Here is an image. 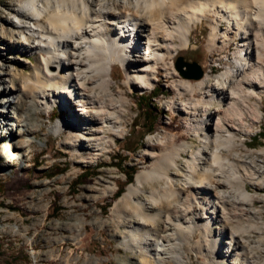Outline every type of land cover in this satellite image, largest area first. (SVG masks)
<instances>
[{"label": "bare ground", "instance_id": "1", "mask_svg": "<svg viewBox=\"0 0 264 264\" xmlns=\"http://www.w3.org/2000/svg\"><path fill=\"white\" fill-rule=\"evenodd\" d=\"M17 2L13 9L15 20L9 24L21 31L24 39L26 35L30 38L20 49L39 53L41 64L19 89L23 91L21 110L14 101L16 92L3 87L0 80L3 168L31 159L27 154L33 142L29 135L38 130L28 119V108L33 103L44 110L55 103L62 107L75 103L79 116L70 114L69 121L56 122L50 132L56 135L63 129L71 130L74 144L69 142L68 147L79 142L95 157L105 151L110 138L116 137L122 126L120 110L126 99L116 100L111 93L114 65L123 66L124 84L130 93L142 91L148 88L159 64L166 75L175 73L170 72L168 60L177 49H188L194 23L209 21L211 46L217 39L218 22L225 26L220 33L224 42H228L229 33L234 34L239 42L232 67L213 81L204 73L196 85L186 80L177 84L184 97L179 111L183 112L191 135L201 138V147L192 149L190 143L178 146L171 144L172 140H159L161 148L148 155L151 167L135 175L115 201L111 215L120 222L136 218L135 223L128 220L132 225L127 226L128 235L122 240L126 239L124 245L135 249L140 264H161L170 245L167 237L172 241L183 232H212L210 221L218 230L213 244L223 245L226 256L235 257L230 264H264V257L251 254L245 241H241L240 230H249L242 226L225 227L226 220L237 217L236 206L251 216L256 214L254 208L245 210L243 206L264 201L247 189V185L264 188V178L258 179L264 168L253 158H227L223 154L234 147L237 135L249 134L243 116L247 113L253 123L260 117L254 113L255 107L247 108L245 104L249 97L259 103L264 95V0H123L112 5L105 0H93L91 6L86 0ZM140 50L143 54L135 55ZM193 90L199 99H194ZM6 102L12 104L9 116L4 115ZM212 102L217 103L216 108L210 107ZM14 128L18 131L14 132ZM74 130L82 132L75 135ZM7 137L10 140L6 141ZM257 152L264 154V147ZM185 153L190 158L186 160V169L180 171L177 160ZM174 171L183 174L176 175ZM176 176L181 188L178 183L173 184ZM155 182L157 187L144 190L145 185ZM142 192L148 200L140 198ZM120 203L132 211L120 212ZM249 228L262 229L254 224ZM140 246L145 248L144 253Z\"/></svg>", "mask_w": 264, "mask_h": 264}, {"label": "rangeland", "instance_id": "2", "mask_svg": "<svg viewBox=\"0 0 264 264\" xmlns=\"http://www.w3.org/2000/svg\"><path fill=\"white\" fill-rule=\"evenodd\" d=\"M86 1L90 6L93 5V0ZM105 1L112 5L123 0ZM16 5L17 0H0V80L3 87L12 88L16 92L14 101H17V107L21 110L23 91L19 89L27 83L28 78H32L33 69L41 64V56L39 53L20 49L21 44L29 43L30 38L26 35L24 39L21 31L13 29L9 24L15 20L13 9ZM216 27L217 39L211 46L208 41L212 29L209 21L202 19L194 23L188 49H177L168 60L170 72L175 73L166 75L159 64L157 73L147 84L148 88L142 91L134 90L130 93L124 84L126 73L123 66H113L111 93L116 100L120 97L126 99L120 110L122 126L118 135L110 138L105 151L95 157L94 152L83 149L79 142L76 146L68 147V143L73 140L71 130L63 129L56 135L50 132V127L56 122L69 121L72 118L70 114L79 116L75 103H69L70 106L67 107L55 103L46 110L33 103L28 108V119L38 128L34 134L29 135L33 142L27 154L31 159L9 168L0 166V264H140L135 249L124 245L126 239L122 240L128 235L127 226L132 225L128 220L134 222L136 218L120 222L111 215L112 209L129 185L126 175L134 170V180L139 171L151 167L152 161L148 155L150 151L161 148L159 140L166 143L172 140L171 144L178 146L190 143L192 149L201 147V138L191 135L185 116L179 111V104L184 102V97L177 86L179 80L192 82V85H196L197 80L182 78L175 63L178 57L186 62H196L203 73H208L210 81L232 67L239 40L231 32L228 42H224L220 38L224 24L218 22ZM141 54V50L135 51V55ZM183 70L186 71V68ZM154 88L157 89V95L153 106L148 109L145 104L152 97ZM192 95L194 99H199L195 90ZM5 106L4 115L9 116L12 104L6 102ZM211 106L216 108L217 103L212 102ZM245 106L255 107L254 113H258L260 117L253 123L246 113L243 119L245 128L250 130L249 134L237 135L234 147L231 151H223V154L227 158H232L233 155L247 160L253 158L264 168V154L257 152L264 147V137L259 136L264 131V95H261L259 103L249 97ZM244 111L247 112V109ZM143 113L147 116L151 113L156 119L150 133L146 132ZM2 121L3 119L0 123ZM13 130L18 131L16 128ZM81 132L74 130L75 135ZM147 143L151 146L147 147ZM3 151L7 154L5 149ZM189 158V153H185L177 160L180 171L186 169V160ZM2 160L0 158V163ZM180 171L173 173L181 176L183 173ZM177 178L176 176L173 184H179ZM263 178L264 172L258 179ZM157 185L156 182L145 185L144 190L149 191L150 186ZM119 187L123 188V193L116 198ZM247 189L264 198V188L247 185ZM144 192L140 198L148 200ZM248 207L254 208L256 214L251 216L236 206L234 210L237 217L226 220L225 227L237 229L242 226L249 230H240L241 241H245L251 254L261 258L264 257V201L243 206L245 210ZM118 208L120 212L132 211L121 203ZM198 221L204 222L200 219ZM212 222L208 224L212 232H183L182 235H177L178 239L172 241L167 237L170 245L161 264H230L229 261L235 257H227L223 252V245L216 246L212 242L215 239L213 236L218 233L216 224L213 225ZM252 224L262 229L259 232L256 229L250 230ZM140 248L144 253L145 248ZM235 262L240 263V260Z\"/></svg>", "mask_w": 264, "mask_h": 264}, {"label": "trees", "instance_id": "3", "mask_svg": "<svg viewBox=\"0 0 264 264\" xmlns=\"http://www.w3.org/2000/svg\"><path fill=\"white\" fill-rule=\"evenodd\" d=\"M156 90H157L156 88L153 89L152 97H150L149 100H148L149 102H146V104H145V106H147L148 109L150 108V106H153V104H154V98L157 95ZM150 112H151V110H150ZM149 114L150 115L147 116L146 113H143V117H142V119L144 120L145 125H146V127H145L146 128V132H148V133H150L153 130L154 125H155V120H156L154 116H151V113H149ZM259 136L260 137L261 136L264 137V131H262V133H260ZM126 150L130 151V149H126ZM133 175H134V170H132L130 174L126 175V181H127L128 184L133 182L132 181L133 180ZM122 193H123V188L119 187L117 189L116 194H115L116 198H118ZM103 212H106V209H103Z\"/></svg>", "mask_w": 264, "mask_h": 264}, {"label": "water", "instance_id": "4", "mask_svg": "<svg viewBox=\"0 0 264 264\" xmlns=\"http://www.w3.org/2000/svg\"><path fill=\"white\" fill-rule=\"evenodd\" d=\"M184 67L186 68V71L183 70ZM175 68L182 78L188 80H199L204 74L196 62H186L182 57L177 58Z\"/></svg>", "mask_w": 264, "mask_h": 264}]
</instances>
